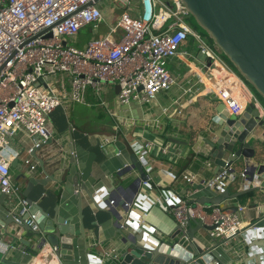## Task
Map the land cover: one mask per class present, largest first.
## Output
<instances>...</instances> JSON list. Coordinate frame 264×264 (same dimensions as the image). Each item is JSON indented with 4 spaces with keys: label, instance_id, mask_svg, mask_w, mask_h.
<instances>
[{
    "label": "crops",
    "instance_id": "0c3cea01",
    "mask_svg": "<svg viewBox=\"0 0 264 264\" xmlns=\"http://www.w3.org/2000/svg\"><path fill=\"white\" fill-rule=\"evenodd\" d=\"M100 5L103 21L89 29L94 38L107 35L122 13V8L115 4L111 6L102 0ZM190 47L191 50H184L195 55L191 52L196 50L192 42ZM169 70L177 83L150 104L132 102L120 106L116 86H103L102 106L108 114L97 104L99 93L92 88L87 90L82 103H72L68 98L70 77L58 74L49 78L47 84L64 101L49 117L52 141L40 151L30 153L33 137L25 133L12 137L10 148L19 157L12 160L11 173L13 184L21 189L20 197L45 212L41 220L58 217L71 228L73 247L65 248L59 243L55 251L47 243L42 250L35 249L37 253L33 256L28 247L18 242L13 244L9 237L0 235V246L9 247L5 254L2 252L4 263L0 264H122L128 254L141 256L144 249L157 250L159 245L167 247L171 243L170 235L179 225L174 209L181 202L215 206L206 200L225 191L232 195L248 188L241 176L243 169L233 182L232 176L215 189L203 187L221 170L211 158L210 147L216 121L223 115L218 112L221 102L209 87L208 75L192 57L171 59ZM242 96L244 110L233 120L262 111L264 107L262 99L247 83L242 87ZM253 135L263 140L264 126L257 127ZM91 153L96 155L92 172L86 182L80 179L77 186L75 176L82 172ZM141 154L146 157L143 162L139 160ZM27 159L37 164L36 171L25 164ZM136 160L148 177L147 186L140 185L143 175L134 166ZM126 165L128 169H124ZM120 169L124 171L120 173ZM188 174L193 176L192 182L184 179ZM33 178L39 183L26 198L24 193ZM132 193L138 197L127 211L121 201L132 199ZM113 197L121 200L118 211L125 212L121 224L107 207ZM17 203L18 198H3L0 193V214L9 218L10 207ZM219 206L226 210L243 206L247 210L243 216V234L226 243L200 232L209 247H216L218 264H264V228L255 231L249 227L264 211V194H246ZM4 227L0 219V230Z\"/></svg>",
    "mask_w": 264,
    "mask_h": 264
},
{
    "label": "built area",
    "instance_id": "2783aa9c",
    "mask_svg": "<svg viewBox=\"0 0 264 264\" xmlns=\"http://www.w3.org/2000/svg\"><path fill=\"white\" fill-rule=\"evenodd\" d=\"M108 1L122 8L117 25L107 35L92 38L83 48H77L70 46L66 37L76 38L82 29L96 27L103 21L101 1L0 0V193L11 199L18 198L15 207L21 215L29 205L20 197V187L13 184L11 164L19 155L11 150L10 139L18 133L33 137L30 153L51 139L49 117L64 101L47 84L50 77L58 74L70 77L68 98L72 103H82L89 88L98 94L103 86L114 85L120 88L117 96L120 106L132 102L150 104L177 83L169 70V61L192 57L208 75L209 87L228 113L239 115L244 110L242 87L246 82L220 56L218 48H210L188 24L192 16L182 0ZM189 38L205 60L180 50ZM260 112L264 120V107ZM139 160L145 161V155L141 154ZM25 164L31 171L38 169L31 159L25 160ZM128 168L126 165L124 169ZM231 173L232 167L221 168L203 187L215 189L230 180ZM241 176L246 178L243 173ZM184 179L192 182L193 176L188 174ZM140 185L147 186L148 181ZM137 197V193H132L129 200L109 199L108 210L114 213L119 224L125 212L118 211V203L121 201L128 211ZM246 210L243 206L226 210L219 205L183 201L174 209V217L183 227L189 219L200 220L213 227L209 231L211 239L226 243L243 234ZM261 214L249 224L255 231L260 230L264 211ZM15 220L22 224L18 217ZM26 224L35 226V216Z\"/></svg>",
    "mask_w": 264,
    "mask_h": 264
},
{
    "label": "water",
    "instance_id": "95a60500",
    "mask_svg": "<svg viewBox=\"0 0 264 264\" xmlns=\"http://www.w3.org/2000/svg\"><path fill=\"white\" fill-rule=\"evenodd\" d=\"M100 1L102 0H97ZM182 2L198 27L224 55L228 64L264 102V0H182ZM116 91L119 93V86H116ZM218 112L223 115L216 121L214 140L210 142L211 158L221 168L232 167L231 182L235 177H239V170L243 169L246 176L244 181L248 188L232 195L225 191L219 197L208 199L206 202L220 205L226 200L246 194L258 192L264 194V139L253 135L257 127L264 126L260 111L256 110L246 117L233 120L236 115L229 114L221 103ZM95 159V154H89L84 169L75 176L74 182L77 186L80 179L85 182L88 180ZM11 166H14L13 162ZM134 166L143 175L141 181H146L148 177L143 174L141 163L136 160ZM38 183L39 180L34 178L29 180L28 190L24 193L26 198L30 189ZM2 196L6 197L3 194ZM27 202L29 208L23 215L12 206L9 218L0 214V219L5 223L0 235L9 237L13 244L18 242L28 247V252L33 256L37 253L35 249L40 251L47 243L52 247L58 246L59 243L65 245L63 246L65 248L73 247L72 230L63 224V219L53 217L41 220V215L44 216L45 212L34 206L30 200ZM32 216H35V226H28L26 221ZM15 217H18L22 224L17 223ZM259 226L264 228V218ZM212 229L213 227L200 220L189 219L186 227L177 225L170 235L171 243H168L167 247L162 244L157 250L144 249L141 256L128 254L122 264H218L214 252L216 247H209L205 235L200 233L203 231L209 234ZM42 233H45V236ZM0 247V263H4L2 252L5 254L9 247L7 245ZM164 250L167 251L164 253Z\"/></svg>",
    "mask_w": 264,
    "mask_h": 264
},
{
    "label": "rangeland",
    "instance_id": "374dc122",
    "mask_svg": "<svg viewBox=\"0 0 264 264\" xmlns=\"http://www.w3.org/2000/svg\"><path fill=\"white\" fill-rule=\"evenodd\" d=\"M104 2L106 4H110L111 6H113V3L109 2L108 0H104ZM100 8L101 5H100ZM188 24L194 28V30H196L204 39V41L206 42V44L209 45L210 48H213V43L212 41L208 38V36L202 31V29L200 27H198L195 19L193 17H191V20H188L187 21ZM93 25H90V26H87L86 28L82 29L79 33V35L76 37V38H71V37H66L67 41L69 42V45L70 46H74V47H77V48H83L89 40H91L92 38H94V36L89 32V29L92 28ZM104 28L101 27L100 28V31L103 32ZM190 43H191V38H189L188 41L184 42L182 45H181V49L180 50H184V49H188V50H191L192 47H190ZM191 52H193L196 56H198L201 60H205V57L203 55L200 54L199 51L197 50H192ZM220 56L226 61V58L224 57V55L220 54ZM227 62V61H226ZM228 63V62H227ZM248 85V84H247ZM106 86V85H105ZM95 92V90H94ZM101 92H102V89L101 91L99 92V96L97 95L98 98L97 101L99 104V106L105 111V114H108L107 113V109L104 108L102 106V102L105 100V98L102 97L101 95ZM109 102V101H108ZM12 172V171H11ZM12 174V173H11Z\"/></svg>",
    "mask_w": 264,
    "mask_h": 264
},
{
    "label": "trees",
    "instance_id": "16d2710c",
    "mask_svg": "<svg viewBox=\"0 0 264 264\" xmlns=\"http://www.w3.org/2000/svg\"><path fill=\"white\" fill-rule=\"evenodd\" d=\"M213 43V42H212ZM249 196V195H248Z\"/></svg>",
    "mask_w": 264,
    "mask_h": 264
}]
</instances>
